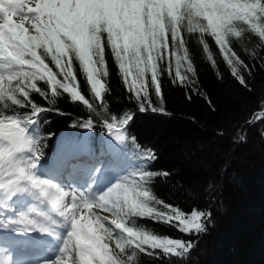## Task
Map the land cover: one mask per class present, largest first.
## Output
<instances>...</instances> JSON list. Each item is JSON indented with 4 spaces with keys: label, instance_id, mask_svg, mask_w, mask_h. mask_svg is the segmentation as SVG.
<instances>
[{
    "label": "snow or ice",
    "instance_id": "1",
    "mask_svg": "<svg viewBox=\"0 0 264 264\" xmlns=\"http://www.w3.org/2000/svg\"><path fill=\"white\" fill-rule=\"evenodd\" d=\"M249 30L259 43L244 51L264 68V0H0V231L55 234L56 226L64 229L61 246L43 264H140L141 254L186 260L194 241L159 234L136 221L168 224L191 235L207 230L212 213L197 207L185 211L154 194L152 181L171 173L148 167L159 156L137 140L131 123L137 111L171 115L165 106V74L173 87L184 89L187 102L198 97L217 112L219 105L197 86L186 34H195L216 79L223 80L210 37L232 79L254 96L255 65L233 47V38L243 41ZM113 66L135 111L115 112L108 105ZM81 75L90 96L81 87ZM33 93L51 99L53 107L66 94L91 114L103 109L99 123L114 139L99 155L86 140L76 141L68 175L82 170L95 177L102 168L110 169L114 158L126 160L131 152L135 162L130 167L125 163L126 174L102 192L92 187L95 180L86 187H66L41 174L43 153L33 133L42 114L53 107L37 103ZM256 123L264 125V95L232 124V141L246 142L249 126ZM96 126L92 115L74 125L85 130ZM227 131L221 126L215 135L224 137ZM259 134L264 137V131ZM214 188L209 181L208 190ZM18 200L33 203L17 207ZM40 200L47 202L48 211L37 212L34 205ZM0 264H14L6 245L0 246Z\"/></svg>",
    "mask_w": 264,
    "mask_h": 264
},
{
    "label": "trees",
    "instance_id": "2",
    "mask_svg": "<svg viewBox=\"0 0 264 264\" xmlns=\"http://www.w3.org/2000/svg\"><path fill=\"white\" fill-rule=\"evenodd\" d=\"M186 35L197 67V86L219 105L217 112L210 111L201 98L187 102L184 99V89L173 87L165 74L162 79L165 106L171 115L137 111L130 131L158 154L159 158L150 168L171 173L167 177L158 176L152 181L154 194L169 204L179 205L185 211H190L193 207L211 211L209 223L212 225L207 226L208 233L185 235L171 225L138 219L137 224L159 234L192 240L197 246L191 250L186 260H178L176 257L171 260L154 259L141 254L140 264H264V193H249L247 188L250 185L261 186L263 180L259 177L258 180L249 179L252 180L249 184L247 175L250 173V157L247 153H233L230 147L227 150L228 146L220 152L219 148L220 140L233 134L232 124L239 121L247 109L255 107L257 99L264 95V68L251 61V57L244 51L245 47L248 50L255 48L259 43L258 38L250 30L246 31L243 41L237 42L233 38V47L241 58L246 62L251 61L250 66L255 65L251 76L255 95L248 96L232 79L229 68L210 37L208 42L218 70L224 74L223 80L216 79V70L211 67L206 54L196 42L195 34ZM172 62L174 69L175 57ZM80 80L85 94L90 96L82 75ZM110 80L112 91L106 97L109 107L115 112H123L124 109L135 111V105L127 99L128 94L124 91L114 66ZM40 86L47 88L43 82H40ZM32 95L37 103L53 107L51 99L45 101L36 93ZM152 100L155 106H159L154 92ZM17 111L23 113L24 110ZM52 112L46 113L51 118L47 129L51 134L67 127L79 129L74 125L87 119L89 115L93 116L97 124L104 118L103 109L97 108V113L91 114L82 104L71 102L66 94L55 99ZM221 126L228 128L224 137L215 135V130ZM259 128L264 131V125L260 124ZM247 133H250L249 130ZM254 135H257L256 128L250 133V137ZM258 138L262 143L260 135ZM243 143L247 142L238 144ZM209 146H212L211 151H208L211 149ZM261 157L263 161L259 162L260 167H263V143ZM233 159L235 163L231 162ZM196 161L198 162L193 163ZM258 175L264 176V173ZM209 181L215 184L211 191L208 190Z\"/></svg>",
    "mask_w": 264,
    "mask_h": 264
},
{
    "label": "rangeland",
    "instance_id": "3",
    "mask_svg": "<svg viewBox=\"0 0 264 264\" xmlns=\"http://www.w3.org/2000/svg\"><path fill=\"white\" fill-rule=\"evenodd\" d=\"M259 126H260L259 123H256V124H253V125L249 126V132L252 133L253 129L256 128L257 135H254V136L250 137V133H247V141H246L247 143H245V144L243 143V145L242 144L239 145L238 143H234L232 141L231 137H232L233 134L230 135V136H227L226 139H221L220 143H219L220 152L222 151L223 148H227V146H228L227 150H229L231 148L233 153H234V151L237 154H239V153H242V154L247 153V155L250 157L249 158V162H248L250 164V166H248L249 170H250L249 175H247L248 182L250 181L249 179L258 180V177H259V178H261L263 180V184L261 186H252V187L250 185L249 187H247L249 193H253V192H262V193H264V176L258 175V173H260V174L264 173V166L260 167L261 164L259 162V161H263L262 157H261L262 143H263V146H264V137L261 136L262 143H261L260 139L258 138V135H260L259 133L261 131ZM33 134H37V132L33 133ZM257 138L259 139V141H258ZM209 148H211V149L208 150V151H211L212 150V146H209ZM208 151H206V152H208ZM208 153L211 154V155H214L212 152H208ZM223 155H224V153H223ZM197 162L198 161L193 162V163H197ZM231 162H234V159ZM239 162L242 163V160H239ZM111 177L112 176H109V178H111ZM249 177H251V178H249ZM251 182H252V180L249 182V184ZM196 247L194 246L193 248H196ZM69 262H71V261H67V264Z\"/></svg>",
    "mask_w": 264,
    "mask_h": 264
},
{
    "label": "bare ground",
    "instance_id": "4",
    "mask_svg": "<svg viewBox=\"0 0 264 264\" xmlns=\"http://www.w3.org/2000/svg\"><path fill=\"white\" fill-rule=\"evenodd\" d=\"M12 231H14V230H12Z\"/></svg>",
    "mask_w": 264,
    "mask_h": 264
}]
</instances>
